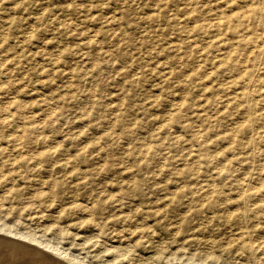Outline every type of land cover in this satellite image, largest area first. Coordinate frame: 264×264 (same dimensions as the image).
Instances as JSON below:
<instances>
[{
  "label": "rangeland",
  "instance_id": "obj_1",
  "mask_svg": "<svg viewBox=\"0 0 264 264\" xmlns=\"http://www.w3.org/2000/svg\"><path fill=\"white\" fill-rule=\"evenodd\" d=\"M241 2L0 0L1 263L264 264V214L250 210L264 196V87L235 68L245 57L243 67L258 73L260 41L235 42L238 32L217 18ZM26 136L42 138L22 154L85 158L79 171L104 179L121 208L80 189L72 201L62 185L76 175L22 162L10 171L14 143ZM84 202L89 211L78 209ZM249 241L261 249L248 250ZM12 243L37 255H19Z\"/></svg>",
  "mask_w": 264,
  "mask_h": 264
},
{
  "label": "bare ground",
  "instance_id": "obj_2",
  "mask_svg": "<svg viewBox=\"0 0 264 264\" xmlns=\"http://www.w3.org/2000/svg\"><path fill=\"white\" fill-rule=\"evenodd\" d=\"M187 1V0H186ZM202 1V0H201ZM215 1V0H214ZM231 2H232V0H230ZM253 1V0H252ZM185 2V1H184ZM205 2V1H204ZM258 3L256 4L255 2H254V5H253V3L250 1V0H242V2L238 5V6H236L235 7V9H236V11H232L233 13H228V14H225L224 12H221V16H219V17H217L218 19H220V18H222L223 20H224V22H225V26H227V27H232V29L233 30H235L236 32H238L236 35V37H234L233 39H234V41L236 42V41H238L239 40V42H242L244 45H247V44H249V43H253L254 41H260V45H259V47H258V54L256 55L257 57L256 58H258V59H256L257 61H259L260 63H258V64H260V65H258V67L259 66H261V67H259L258 69H257V71H258V73L257 72H255V70L254 69H249V68H245V67H243V65H242V62H243V59L245 58V57H243L242 58V62H241V60H238V62L235 64V68L237 69V71L236 72H238V75H239V79L241 80V81H246L249 85H251V86H253L254 87V85H255V87L257 88V89H260L262 86L264 87V0H258L257 1ZM194 3V2H193ZM214 3V2H213ZM229 3V2H228ZM196 4H198V3H196ZM214 4H217V3H214ZM210 5H211V3H210ZM217 5H219V4H217ZM229 5V4H228ZM227 5V6H228ZM192 6V5H191ZM201 7V6H200ZM206 7H208V5L206 6ZM213 7H214V5H213ZM192 8V7H191ZM216 8V7H215ZM214 8V9H215ZM217 8H219V7H217ZM224 8V7H223ZM184 9V8H183ZM182 9V10H183ZM208 9V8H207ZM220 9V8H219ZM225 9V8H224ZM232 9H234V8H232ZM186 9H184V11H185ZM192 10V9H191ZM218 10V9H217ZM183 11V12H184ZM223 11V10H222ZM230 11V12H231ZM182 12V13H183ZM186 12V11H185ZM216 14H217V12H216ZM208 17H209V15H208ZM207 17V18H208ZM187 18V17H186ZM210 19V18H209ZM188 20V19H187ZM186 20V21H187ZM191 20V19H190ZM217 21V26H218V23H221V21L219 20H216ZM193 22V21H192ZM209 25V24H208ZM219 29V28H218ZM217 29V30H218ZM231 29V30H232ZM209 30V29H208ZM232 30V31H233ZM211 31V30H210ZM224 32V31H223ZM225 34V33H224ZM91 36V35H90ZM215 36H217L216 34H215ZM219 36V35H218ZM206 37H208V36H206ZM212 37V36H211ZM210 37V38H211ZM204 38V37H203ZM217 38V37H216ZM208 39H209V37H208ZM212 39V38H211ZM218 40H219V37L217 38ZM223 40V39H222ZM222 40H221V42H222ZM229 40V39H228ZM204 41H206V40H204ZM220 42V43H221ZM228 42V41H227ZM206 44V43H205ZM204 44V45H205ZM230 43H228V45H229ZM232 44H233V42H232ZM207 45V44H206ZM235 45V44H234ZM250 45V44H249ZM252 45V44H251ZM230 46H232L233 47V45H229V47ZM236 46V45H235ZM248 47V46H247ZM253 47V46H252ZM202 48V47H201ZM249 48V47H248ZM227 50V49H226ZM233 50V49H232ZM248 50V49H247ZM176 51H177V49H176ZM219 51H221V50H219ZM234 51V50H233ZM232 51V52H233ZM228 52H230V51H228ZM227 52V53H228ZM237 52V51H236ZM239 52V51H238ZM248 52V51H247ZM252 52V51H251ZM177 53V52H176ZM180 53V52H179ZM226 53V52H225ZM215 54V53H214ZM245 54H247L246 52H245ZM249 54V53H248ZM178 56V55H177ZM222 56V55H221ZM220 56V57H221ZM237 56H238V54H237ZM173 57V56H172ZM228 57V56H227ZM236 57V56H235ZM180 58V57H179ZM207 58V57H206ZM255 58V57H254ZM172 59V58H171ZM170 59V60H171ZM225 59H227L226 57H225ZM232 59H234V58H232ZM183 60V59H182ZM224 60V59H223ZM235 60H237V59H235ZM245 60H247V58L245 59ZM174 61H175V59H174ZM222 61V60H221ZM256 61V62H257ZM204 62V61H203ZM225 62V60L222 62V63H224ZM229 62V61H228ZM254 62V61H253ZM256 62H254V64L256 63ZM172 63H174V62H172ZM176 63V62H175ZM198 63V62H197ZM206 63H207V61H206ZM234 63V62H233ZM219 64V63H218ZM232 64V63H231ZM229 65V64H228ZM256 67V66H255ZM204 68V67H203ZM207 68V67H206ZM205 68V69H206ZM254 68V67H253ZM207 70V69H206ZM207 71H209V69L207 70ZM220 71V70H219ZM226 71L227 70H225V73H226ZM174 72V71H173ZM231 72V71H230ZM204 74H206V73H204ZM207 74H209V73H207ZM201 75V74H200ZM224 75H226V74H224ZM174 76V75H173ZM230 76V75H229ZM186 77V76H185ZM228 77V76H227ZM171 78V77H170ZM173 78V77H172ZM226 78V77H225ZM224 78V79H225ZM232 78V77H231ZM235 78V77H234ZM223 79V78H222ZM229 79V78H228ZM237 79V78H236ZM236 79H234V83H236L237 81H236ZM217 82V84L219 83L218 81H216ZM225 83V82H224ZM230 84V83H229ZM238 85V84H237ZM241 85V84H240ZM234 86V85H233ZM246 86H248V85H246ZM245 86V87H246ZM254 87V88H255ZM234 88V87H233ZM246 88H248V87H246ZM253 88V89H254ZM256 88H255V90H256ZM203 89H204V87H203ZM231 89V88H230ZM250 89V88H249ZM262 89V88H261ZM260 89V90H261ZM225 91V90H224ZM233 91V90H232ZM252 92V91H251ZM222 93V92H221ZM224 93V92H223ZM230 93V92H229ZM231 94V93H230ZM210 95V94H209ZM229 95V94H228ZM234 95V94H233ZM243 95V94H242ZM255 95H257V94H255ZM241 96V95H240ZM245 96V95H244ZM247 96H248V92H247ZM250 96V95H249ZM257 96H259V95H257ZM256 96V97H257ZM230 97V96H229ZM202 98V97H201ZM223 98H225V97H223ZM251 98H252V96H251ZM218 99V98H217ZM221 99H222V97H221ZM250 99V98H249ZM254 99H255V97H254ZM202 100V99H201ZM203 102H205V101H203ZM246 102H247V100H246ZM221 103V102H220ZM251 103V102H250ZM202 104V103H201ZM241 104H242V102H241ZM248 104V103H247ZM208 105V104H207ZM209 106V105H208ZM231 106V105H230ZM263 106V105H262ZM196 107V106H195ZM264 107V106H263ZM249 108V107H248ZM259 108V107H258ZM184 109V108H183ZM241 109V108H240ZM242 109H243V107H242ZM209 110V109H208ZM251 110V109H250ZM217 111V110H216ZM216 111H214V112H216ZM245 111V110H244ZM201 112V111H200ZM252 112V111H251ZM251 112H250V114H251ZM226 113V112H225ZM217 114V113H216ZM225 115H227V114H225ZM260 115V114H259ZM213 116V115H212ZM258 116V115H257ZM244 117H246V116H244ZM208 119V118H207ZM259 119V118H258ZM200 120V119H199ZM209 120V119H208ZM221 120V119H220ZM232 120H233V118H232ZM218 121V120H217ZM262 121V120H261ZM221 122V121H220ZM259 122V121H258ZM263 122V121H262ZM217 123V122H216ZM219 123V122H218ZM222 123H223V121H222ZM252 123V122H251ZM264 123V122H263ZM208 124V123H207ZM221 124V123H220ZM223 125V124H222ZM228 125V124H227ZM247 125V124H246ZM255 125V124H254ZM216 126V125H215ZM231 126V125H230ZM249 126V125H248ZM252 126V125H251ZM197 127V126H196ZM196 127H195V129H196ZM247 127V126H246ZM260 127V126H259ZM264 127V126H263ZM213 128V127H212ZM231 129H232V127H230ZM249 128H250V126H249ZM252 128V127H251ZM234 129V128H233ZM248 129V128H247ZM246 129V130H247ZM264 129V128H263ZM219 130V129H218ZM251 130V129H250ZM255 130V129H254ZM220 131V130H219ZM218 131V132H219ZM227 131H229V130H227ZM241 131V130H240ZM239 132V131H238ZM257 132V131H256ZM206 133V132H205ZM212 134H215V133H213V131L211 132ZM253 133H254V131H253ZM233 134H234V132H233ZM240 134V133H239ZM261 134V133H260ZM237 135V134H236ZM246 135V133L244 134V136ZM253 135V134H252ZM255 135V134H254ZM253 135V136H254ZM241 136H243V135H241ZM240 136V137H241ZM264 136V135H263ZM231 137V136H230ZM40 138H42V137H28V136H26V138L25 139H23V140H19V139H16V140H18V142H16V143H14V146H13V149H12V151H16V150H18V152H19V157H18V159L17 160H14V161H11L10 162V164H9V167H10V171H12L13 170V166L14 167H16V168H19V166H18V164H19V162H22V163H25V165H26V167H27V169L29 170V169H31L32 171H34V172H37V173H40L41 171H45L46 173H48L49 175H51L52 173L53 174H63L64 176H65V178L66 177H68V178H70L71 177V175H76L77 177H75V179H73L72 181H71V183H66L65 184V186H63L62 185V191H66V194H68L70 197H71V199H72V201H76V197L78 198V190L80 189L81 190V194L82 195H85L86 197L85 198H88V199H91L92 197H101L102 198V200H100L102 203L103 202H105V201H109L110 202V204H112L111 206L112 207H118V208H121V204H122V198L121 197H119L117 194H115V191H114V193L113 192H111V191H109V192H107V193H105V191H107V189H109V188H107V183H105V180L104 179H101V180H97L96 181V179L94 178V177H89V176H87V174H85V170H83V171H79L80 170V167H78V165H79V163H78V161H79V159H76V158H73V159H71L70 157L69 158H67L66 156H64V155H62L61 156V154H56V153H54V152H49V154H47V153H42L43 151H37V152H35V153H32V155L31 154H22V151L20 150V148H21V145H23L24 143H27V146L29 147V148H34L35 146H36V142L35 141H37L38 139H40ZM244 138H246V136L244 137ZM263 138V137H262ZM222 139V138H221ZM238 139V138H237ZM251 140H253V138L251 139ZM42 141H44V140H42ZM242 141V140H241ZM190 142V141H189ZM208 142V141H207ZM216 142V141H215ZM226 143V142H225ZM251 143V142H250ZM40 144V143H39ZM254 144V143H253ZM4 145V144H3ZM19 145V147H17ZM252 144H250V146H251ZM236 146V145H235ZM251 148H252V146H251ZM254 148V147H253ZM5 149H6V145L5 146H2V145H0V154L2 153H4L5 152ZM32 151V150H31ZM239 151V150H238ZM243 151V150H242ZM243 154V153H242ZM254 154V153H253ZM12 155V154H11ZM28 155H31V156H28ZM261 155V154H260ZM235 156V155H234ZM250 156V155H249ZM241 157H243V156H241ZM263 157V156H262ZM250 158H251V156H250ZM87 159V158H86ZM240 159V158H239ZM262 159V158H261ZM70 160H72V164H73V167H69L68 166V164L67 163H71V162H69ZM236 160V159H235ZM245 160V159H244ZM85 161V158H82L79 162H84ZM238 161H240V160H238ZM247 161V160H246ZM263 161V160H262ZM31 162V163H30ZM251 162V161H250ZM255 162V161H254ZM227 165V164H226ZM232 166V165H231ZM228 167V166H227ZM254 167V166H253ZM76 168H77V170H76ZM231 168V167H230ZM257 168V167H256ZM259 168H262V167H259ZM43 169V170H42ZM87 169H91V168H87ZM93 169V168H92ZM106 169H108L105 165H104V167H100V166H97V168H94V171H93V173H92V175H97V176H100V174H102V173H104L105 171H106ZM257 172V171H256ZM244 174V173H243ZM213 176V175H212ZM220 176H222L221 178H222V183H223V185H227L226 184V180H227V177H228V175L225 173V172H223V173H221L220 174ZM243 176V175H242ZM241 177V176H240ZM116 178V176L115 175H113L112 176V180L114 179V180H116L115 179ZM203 178V177H202ZM259 179H261V178H259ZM257 180V179H256ZM246 182V181H245ZM249 182V181H248ZM56 184H57V182H52V186H56ZM59 184H61V183H59ZM255 185V184H254ZM4 187V186H3ZM216 187V186H215ZM247 187V186H246ZM257 187H258V185H257ZM256 187V188H257ZM247 189V188H246ZM244 190V189H243ZM122 191V190H121ZM246 191V190H245ZM60 192H57V195L59 194ZM97 193V194H96ZM255 193H257V192H255ZM254 193V194H255ZM105 194V195H104ZM47 196H49V195H47ZM25 197V196H24ZM233 197V196H232ZM50 198V197H49ZM121 198V199H120ZM26 199V198H25ZM87 199V200H88ZM194 196L192 195L191 197H189L188 199H187V202L189 203L190 201H194ZM92 200H95V199H92ZM213 201V200H212ZM33 202V201H32ZM253 203H256V207H254L253 206V208H250V210L251 211H253V214L255 215V216H258V215H260L261 213H262V215L264 214V207H263V204H264V196H262V197H260V198H257L256 197V199L254 200V201H252ZM85 203V202H84ZM245 204V203H244ZM35 205V204H34ZM250 205V203L248 204H246V206L248 207ZM245 206V205H244ZM88 207H89V205H88V203L86 204H79L78 205V209L80 208L82 211H89L88 210ZM208 207V206H207ZM3 209H5V208H3ZM104 209V208H103ZM245 209V208H244ZM55 211V210H54ZM32 212V211H31ZM30 212V213H31ZM231 214V213H230ZM245 214V213H244ZM243 214V215H244ZM20 215V214H19ZM4 218V217H3ZM253 218V217H252ZM38 220V219H37ZM92 222V221H91ZM90 222V223H91ZM68 225V224H67ZM43 226V225H42ZM41 226V227H42ZM56 227V226H55ZM76 227V226H75ZM80 227V226H79ZM247 227V226H246ZM249 228V227H248ZM77 229V228H76ZM79 229V228H78ZM243 229V228H242ZM247 230V229H246ZM6 231L7 232H9V233H11L12 234V229H8V227H7V229H6ZM58 233V232H57ZM5 234H7L6 232H5ZM22 234V233H21ZM10 235V234H9ZM14 235H15V233H14ZM18 235V234H17ZM17 235H15V236H17ZM24 235V234H23ZM59 235V234H58ZM2 236V235H1ZM5 236V235H4ZM19 237V236H18ZM22 237V236H21ZM41 237V236H40ZM235 237H237V236H235ZM10 238V237H9ZM24 239L23 240H25V236L23 237ZM28 239H31V240H33V242L34 241H37L38 243H40V244H44V246L46 247L45 249H47V250H51V252H53V251H55V252H57V253H59V254H64V255H72L71 253H69V252H71V251H67V250H64L62 247V249L61 248H59L58 246H56L57 244H55L54 245V243H52L51 241H49V240H46V241H42V240H40V239H38V238H33V237H31V236H28L27 237ZM8 239V238H7ZM19 239H22V238H19ZM253 239V238H252ZM13 240V239H12ZM10 241V243L11 242H13V241ZM3 241H4V239H3ZM7 241H9V240H7ZM15 241V240H14ZM18 241V240H17ZM58 241V240H57ZM81 241V240H80ZM235 241V240H234ZM5 242V241H4ZM3 242V243H4ZM32 242V243H33ZM59 242V241H58ZM3 243H2V246H3ZM24 243H25V241H24ZM16 244V243H12L11 245H13V246H11V247H13L12 249L17 253V254H22V255H24V256H26V257H31L32 258V256L33 255H37V250H34V251H32L31 249H34V248H30V250H31V252H29V249H28V246L26 245L25 246V244ZM35 243V242H34ZM49 243H52V244H49ZM255 242H253V241H249L247 244H245L246 245V248L248 249V250H250V251H254V250H260L261 249V246L259 245V246H256L255 244H254ZM6 245H10V244H8V242L7 243H5ZM35 244H37V243H35ZM111 244V243H110ZM30 245V244H29ZM38 245V244H37ZM117 245V244H116ZM41 246V245H40ZM82 246H83V244H82ZM3 247H5V246H3ZM10 246H8V248H9ZM33 247H35V245L33 246ZM39 247V246H38ZM244 247V246H243ZM1 248V247H0ZM7 248V247H6ZM36 248V247H35ZM104 249V248H103ZM106 249V248H105ZM39 250V249H38ZM53 250V251H52ZM99 250V249H98ZM2 251H3V249H2ZM45 251V250H44ZM67 253H66V252ZM4 252V251H3ZM8 252V251H7ZM73 252V251H72ZM14 253V252H13ZM232 253H234V252H232ZM48 254H50V253H48ZM262 254V253H261ZM44 255H46V254H44ZM55 255V254H54ZM48 256V255H47ZM73 256V255H72ZM84 256V255H83ZM113 256V255H112ZM258 256V255H257ZM260 256V255H259ZM6 257V256H5ZM7 257H8V255H7ZM17 257V256H16ZM39 257V256H38ZM44 257V256H43ZM49 257H51V256H49ZM65 257V256H64ZM71 257V256H70ZM73 257H75V256H73ZM4 258V257H3ZM14 258V257H13ZM23 258V257H22ZM67 258V257H66ZM29 259V258H28ZM35 259V258H34ZM41 259H42V257H41ZM48 259V258H47ZM97 259V258H96ZM117 259V258H116ZM244 259V258H243ZM22 260H24V258L22 259ZM40 264H42L43 262L41 261V260H39V259H36ZM73 260V259H72ZM88 260V259H87ZM102 260V259H101ZM105 260H107V259H105ZM36 261V262H37ZM60 261H62V260H60ZM68 261V260H67ZM80 261V260H79ZM92 261V260H91ZM260 261V260H259ZM13 262V261H12ZM20 262V261H19ZM33 262V261H32ZM53 262H55V261H53ZM63 262V261H62ZM71 262V261H70ZM80 262H82V261H80ZM79 262V263H80ZM99 262V261H98ZM109 262V261H108ZM107 262V263H108ZM201 262V261H200ZM250 262V261H249ZM1 263V262H0ZM4 262H2L1 264H3ZM6 263V262H5ZM39 263H37V264H39ZM61 263V262H60ZM69 263V262H68ZM76 263H78V262H76ZM84 262H82L81 264H83ZM8 264V263H7ZM25 264V263H24ZM32 264V263H31ZM36 264V263H35ZM51 264V263H50ZM53 264V263H52ZM59 264V263H58ZM247 264V263H246Z\"/></svg>",
  "mask_w": 264,
  "mask_h": 264
}]
</instances>
